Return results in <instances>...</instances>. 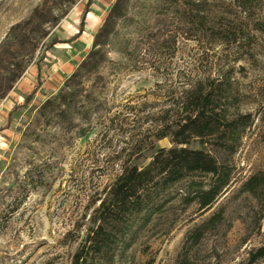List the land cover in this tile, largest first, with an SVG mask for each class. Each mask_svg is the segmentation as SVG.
Here are the masks:
<instances>
[{"label":"rangeland","instance_id":"obj_1","mask_svg":"<svg viewBox=\"0 0 264 264\" xmlns=\"http://www.w3.org/2000/svg\"><path fill=\"white\" fill-rule=\"evenodd\" d=\"M115 2L91 0L81 29L87 0H0V264H72L122 167L168 149L156 137L183 93L216 79L234 85L230 113L249 121L232 183L205 214L170 204L114 264H247L264 247V0H186L188 19L160 4L155 37L128 49L98 37ZM93 51L97 74L71 81ZM253 176L256 194L243 189Z\"/></svg>","mask_w":264,"mask_h":264},{"label":"trees","instance_id":"obj_2","mask_svg":"<svg viewBox=\"0 0 264 264\" xmlns=\"http://www.w3.org/2000/svg\"><path fill=\"white\" fill-rule=\"evenodd\" d=\"M185 1L134 0L133 6L128 7L123 0H116L98 37L116 38L123 49L137 41H151L156 29L151 18L157 15L159 5L165 7L164 16L188 19L189 14L181 10L187 6L190 9ZM234 1L239 8L250 9L262 0ZM90 4L91 0H87L81 14V29ZM202 19L209 20L207 15ZM121 23L134 27L132 36L119 35ZM208 31L217 35L214 30ZM96 55L97 52H90L70 80H88L97 74ZM237 95L234 85L226 79L197 82L183 93L175 118L156 137L157 141L168 139L170 147L157 148L141 163L122 167L93 211L72 264H114L117 257L133 247L138 234L175 201L194 205L204 214L213 208L232 183L231 158L249 126L247 116L230 113ZM256 188V176L243 185L246 192L254 194ZM215 217L212 215L207 222ZM261 260L264 263V247L251 253L247 264Z\"/></svg>","mask_w":264,"mask_h":264}]
</instances>
